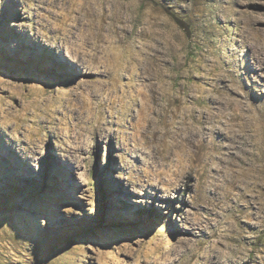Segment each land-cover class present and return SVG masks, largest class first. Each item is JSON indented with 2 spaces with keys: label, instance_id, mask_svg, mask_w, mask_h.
Returning <instances> with one entry per match:
<instances>
[{
  "label": "rangeland",
  "instance_id": "rangeland-1",
  "mask_svg": "<svg viewBox=\"0 0 264 264\" xmlns=\"http://www.w3.org/2000/svg\"><path fill=\"white\" fill-rule=\"evenodd\" d=\"M94 13L112 65L157 58L155 92L141 100L153 125L133 113L124 135L72 160L50 137L30 153L23 129L74 115L66 96L107 79L74 64L64 37L97 36ZM238 121L246 132L264 123V0H0V264L261 263L264 183ZM197 129L202 184L150 187L157 153L195 154ZM189 228L204 236L187 259Z\"/></svg>",
  "mask_w": 264,
  "mask_h": 264
},
{
  "label": "bare ground",
  "instance_id": "bare-ground-1",
  "mask_svg": "<svg viewBox=\"0 0 264 264\" xmlns=\"http://www.w3.org/2000/svg\"><path fill=\"white\" fill-rule=\"evenodd\" d=\"M94 14V20H97V36H92V33L74 36L73 28L70 27V30L64 34L69 36L64 37L71 42L73 47H71L70 59L74 64L80 62L86 68H90L92 61L94 68L90 71L105 74L107 79H97L92 83H85V90L66 96L65 101L68 104L73 101V98L79 102V105L75 106L74 115L69 116L67 112H57L53 109L51 114L42 117L45 119V126L36 130L23 129V136L25 139H29L26 150L30 153L36 152L43 145L45 139L50 137L56 145L57 151L72 160L74 152H80L93 143L109 141L124 135L127 127L134 123L133 113H137L142 124L153 125L150 109L142 106L141 100L147 101L148 95H153L155 92L152 79L157 76L160 77L162 71L161 66L157 65V58L148 56L146 59H135L136 63L125 61L121 65L120 63L116 64L115 61L118 60L116 57L113 58L112 65L111 57L100 46V42L105 37L102 31L104 24L102 14ZM84 17L88 24L82 27H85L86 31L91 30L92 16L88 14ZM75 21H80L77 15ZM102 66L106 68L99 73ZM138 67L140 68L137 69ZM9 119L11 121V117L8 116ZM234 120L236 118H233V126L236 124ZM236 126L240 134L247 137L246 161L249 164L250 172L259 178V182L264 183V123L258 122L249 132L245 131V125L239 121ZM192 128L194 129V127ZM13 132L19 134V129L14 127ZM188 133H190V137H194L189 142L198 145L196 146L197 152L192 155L185 153L180 155L168 151L158 152L155 156L158 159L157 168L153 174H149L153 177L148 183L150 187L161 185L166 189L178 190L182 183L202 184L200 167L205 154H201L199 149L202 146L200 140H203V133L198 129ZM163 136L164 134H162ZM16 140H19V137H16ZM176 145H182V143H176ZM251 174L249 176H253ZM149 176H147V181H150L148 180ZM187 234H192L195 240L184 253L185 258L190 259L197 256L195 242L201 241L204 234H200L195 228H189ZM252 264H264V260L261 263L254 261Z\"/></svg>",
  "mask_w": 264,
  "mask_h": 264
}]
</instances>
